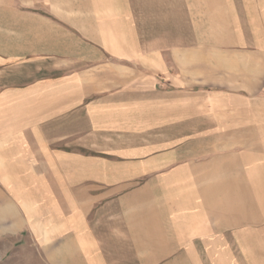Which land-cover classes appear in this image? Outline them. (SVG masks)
Here are the masks:
<instances>
[{
    "label": "crops",
    "instance_id": "obj_1",
    "mask_svg": "<svg viewBox=\"0 0 264 264\" xmlns=\"http://www.w3.org/2000/svg\"><path fill=\"white\" fill-rule=\"evenodd\" d=\"M2 236L264 264V0H0Z\"/></svg>",
    "mask_w": 264,
    "mask_h": 264
},
{
    "label": "rangeland",
    "instance_id": "obj_2",
    "mask_svg": "<svg viewBox=\"0 0 264 264\" xmlns=\"http://www.w3.org/2000/svg\"><path fill=\"white\" fill-rule=\"evenodd\" d=\"M0 264H48L33 240L20 236L0 237Z\"/></svg>",
    "mask_w": 264,
    "mask_h": 264
}]
</instances>
